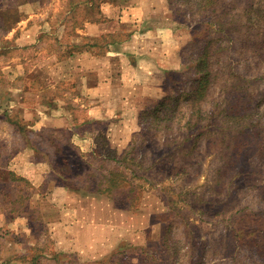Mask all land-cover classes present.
I'll return each instance as SVG.
<instances>
[{"label": "rangeland", "instance_id": "obj_1", "mask_svg": "<svg viewBox=\"0 0 264 264\" xmlns=\"http://www.w3.org/2000/svg\"><path fill=\"white\" fill-rule=\"evenodd\" d=\"M68 1L0 0V15L2 12L16 10L21 15V18L17 22L15 21L10 29L4 30L0 25V93H8L11 89L14 99L26 101L27 98H30L33 104H39L38 106L35 105L34 109L36 112L42 111L36 113V116L40 114L41 116L37 118L36 122H33L32 129L39 131L47 139L53 138L56 142H71L81 158L79 160L76 158L64 160L65 154L58 155L59 153H56L52 146L49 148L40 136L30 135L34 140L33 142L38 144L37 146L42 152L48 153L57 171L66 172L71 168V170L76 169V171L81 172L86 168L84 176L91 174L88 173L89 168H93L94 173L99 174L101 171L106 172L109 167H114V165L117 166L116 170L121 169L122 165L121 162L115 164L110 159H103V157H101L102 160L99 159L100 157H89V151L91 152L96 148L95 154L98 157L99 154L107 152L108 146L119 152L124 148L128 150L127 145L132 140L135 145L147 142L146 146L149 147L145 148V145L137 147L135 150L136 157L144 155L146 157L144 159H147L150 156L161 154L166 158L171 153V160L179 161L174 165L181 164V167L184 168V170L181 168L179 171L177 167L179 173L176 175L174 169L163 172L165 168L171 165L168 163L166 166L167 162L165 161L168 160L164 157L153 169L147 171L139 166H133L139 174L144 176L131 178L134 184L139 186L136 188L140 190L138 194L130 192L131 190L125 187L126 192L113 194L112 196L115 198L110 199L113 212L123 216L120 217V222L123 219V225L120 228H111L112 231L108 232L109 236L107 234L104 240L98 241L97 246L92 247V252L89 255H79L76 258L77 263L148 264L151 260L157 264H176L165 251L162 241V236L165 234L166 238L163 240L166 243L174 248L179 247L180 252L186 248V254L180 257L179 264H197L199 250L203 252L205 264H217L218 261V264H264V121L261 120V112L264 111V67L261 62V58L264 59V49L259 51L256 49L258 45L255 47L254 43H251L253 52L249 49L244 57L239 53L233 55L238 62L235 65L236 72H240L243 76L236 77L241 80L244 90L233 91L231 89L233 75L228 73L224 74V80L221 81L224 84L223 87L216 86L212 90V96L218 98L216 107L221 109L223 106L231 111L232 106H235L239 109L240 117L244 114L242 119H236L233 128L227 124L225 118H221V121L210 119L213 126L205 130L194 146L190 144L191 138L182 142L181 145L171 144V135L162 132L154 137L156 144H153L150 139V134L153 132L150 129L153 116H148L147 109L142 111L144 118L142 122L146 128H142L141 133L135 135L140 129L139 113L144 108L152 107L161 97H180L178 93L181 90L190 92L194 88L193 80L196 75L193 73L192 58L197 52L196 46L194 49L187 48L184 55L181 54L180 48L177 58H173L170 62L172 67L165 68L162 66L163 68L153 76L152 81L156 82V85L147 88L145 94L136 96L134 103L131 100L130 111L123 113L122 119L126 122L124 125L122 124L121 127L123 128L109 127L110 125L106 122H102V124H98L97 121L91 123L89 121H94L95 118L99 121L109 118L121 119L117 113H122L124 110H115L117 116L111 115V113L106 115L107 113L102 106L105 103L100 104L103 101L97 102L89 96L80 95L78 84L75 81L77 77L74 78L75 58L84 51H76L73 45L88 42L91 35L100 32L91 23H103L104 21H101L102 19L97 22L88 21L90 18H82L79 14L82 11L78 12L77 15L79 16H76L75 13L67 16V11H64ZM246 1L241 0V3ZM257 1L254 0V2ZM125 3L133 5L134 1L126 0ZM122 5L101 3L100 8L105 17H109L107 15L109 9H113L116 17L117 9L115 8L121 9ZM159 5L164 7V11L154 19L168 25L170 16H168V12L165 13L167 0H161ZM166 17L169 19L168 21ZM111 18L114 19V16ZM93 19L95 18L93 17ZM182 19H185L189 25H193L195 22V19L187 16ZM180 23L183 25V22L180 21ZM134 24L136 23L129 19L122 33L127 31L133 33ZM199 28L200 26L196 24L195 29L199 30ZM118 36L120 38L121 30L118 32ZM106 37L111 40L112 32L107 33ZM91 49L99 54L104 50V48L97 46ZM124 58H99L98 63L94 66L101 69L100 74L103 77L112 76L119 81L121 76L118 74L121 73H117L116 70H121V67L124 69L123 74L130 75V72L126 71L129 60ZM245 59L250 64L248 71H243ZM109 66L114 69L111 76L105 75V70ZM130 66L135 67L133 64ZM76 67L79 68L80 65H76ZM79 75L80 77L84 76V73L80 72L77 76ZM133 84L135 86L146 85L148 81L135 79ZM79 88L81 89V86ZM46 101L55 103L56 108L46 112V118L43 119L44 110L49 108L43 103ZM97 103L100 108L91 111L92 114L89 115V105L93 106ZM259 105L261 109H259ZM66 106L72 109H67ZM216 107L211 101L201 104V108L207 112L216 111ZM0 111L2 112L3 109L1 108ZM187 111L188 107H185V113ZM64 113L69 116L71 123H73L66 130L65 136L56 130H52L49 125H45L49 124L48 117L52 114L61 116ZM184 119L186 120L182 117L178 120L180 124L171 119L178 140L183 137L186 130L185 125H183ZM245 120H248L247 124ZM87 121L88 124H80V122ZM116 123L117 121H114L113 124ZM177 125L181 127L177 129ZM120 134L122 137L119 136ZM3 135L7 138L11 136L12 140L15 141L19 160L27 159L36 168L42 171L46 170L43 175L45 189L53 188L52 176L48 172L49 164L37 159L32 153V149L24 146V140L18 134L15 137L7 123L5 125L0 123L1 138ZM88 137L93 138L92 141ZM167 140L168 142H166ZM228 144L230 145L227 149ZM69 147L70 145L68 150L71 148ZM149 150L156 153L150 154ZM226 150L230 154H234L233 158L236 159V162L233 165V159L227 160V168L230 174L221 179V183H224V180L229 176L236 174L241 165L246 169H253L255 172L252 175H245V179L235 177L237 184L229 190L233 194L224 195L220 193L221 195L216 197L215 194H211L210 187V184H214L215 181L213 168L219 161V154ZM12 151H14L13 148ZM169 173L172 176H169ZM91 178L95 180V185H97L96 178L92 176ZM116 178L125 180L121 176ZM44 181L40 185L43 184L44 186ZM28 183L25 185L23 182H14L13 185L34 194L35 201L33 200L29 205H24V200L20 199L17 204L19 210L26 212V215H36L38 208H35V202H39L41 196L38 195L37 190H34L32 183L30 181ZM223 183L218 185L217 190H220ZM250 183L253 184L252 187H245ZM100 184L104 186L106 182L100 181ZM30 185L32 186L31 189L29 188ZM62 185L60 181V184L58 183L56 186L58 191L60 189L56 195L57 202L65 194H70ZM2 187L7 188L6 184H2ZM42 204L47 219L55 218V207H51L46 202ZM4 210L8 212L6 209ZM70 217V214H67L66 218L60 221L62 224H58L54 220H51L49 224L47 221L44 228L46 234L44 232L39 234L42 224L40 219L37 220L33 216L29 222L31 236L25 237L23 234H17L18 242H15L7 234L0 238V262L11 260V264H28L27 257L18 258V256L24 252L27 253V248L35 243L37 235L39 236L38 242L47 245L46 247L50 251L76 252L74 243L72 245L71 239H69L71 238L68 232ZM99 220L101 219L99 218ZM52 227L55 228V235L57 236V240L54 239V241L50 237L53 231L49 228ZM49 230L52 232L51 235ZM102 232L101 230L99 234H103ZM46 236L49 237V242L46 240ZM27 238L28 240H26ZM119 250L122 252L118 254L117 258L115 260L110 259V254ZM236 251V259L231 261L229 258ZM63 258L59 259L58 264H76L71 260L72 257ZM39 264H49V262L43 259Z\"/></svg>", "mask_w": 264, "mask_h": 264}, {"label": "trees", "instance_id": "obj_2", "mask_svg": "<svg viewBox=\"0 0 264 264\" xmlns=\"http://www.w3.org/2000/svg\"><path fill=\"white\" fill-rule=\"evenodd\" d=\"M125 2L126 0H69L64 12L67 11V16L70 14L74 15V13L76 14V16H79L77 15L78 12L82 11L83 13L81 12L82 14H79L82 16V18H90V20L88 21L97 22L99 19H102L101 21L109 22L111 20L114 21V19L111 17H105L103 15L100 8L101 3L124 4ZM167 6L165 8V13L168 12V16H170V23L176 22L182 25L180 23L181 21L183 22L182 26L190 27L193 34V37L181 47V54L184 55V52L187 48L194 49L196 46L197 52L194 58H192L193 73L194 75H196L195 79L193 80L194 88L190 92L181 90V92L178 93L180 97H161L152 107L142 109L140 112L141 114L139 113L140 129L136 132L135 135H139L142 128H146L143 126L142 122L144 119L142 117V111L147 109L146 111L148 112V116H153V123L151 126L149 125L150 129L153 130V132L150 134L151 143L156 144V142L154 141V137L158 133L162 132L164 134L169 133L171 135V144L177 143L178 145H181L182 142H186L191 138L192 141L190 144L191 146H194L198 142L199 137L204 134L205 130L210 126H213V123L210 119L221 121V118H225L227 119V124H230V127L233 128L235 126L236 119H242V117L244 116V114H242L241 117L239 116V109L235 106H232L231 111L229 110V108L223 106L221 107V109L216 107L218 98L212 96V90L216 86L223 87L224 84H222L221 81L224 80L225 73L233 75L231 83V89L233 91H239L240 89H243L241 80L237 78L243 76L240 72H236L235 65L238 62L233 55L235 53H239L244 57L245 55H247L249 49L251 52H253V50L251 49L253 45L255 47H257L258 45V48L256 49L259 51L264 49V0H258L257 2H254V0H247L243 3H241V0H167ZM20 16V12L17 10L11 12H2L0 15V25H2V28L4 30L10 29L12 27V24L15 21L17 22L21 18ZM96 16H98V18H96ZM185 16L195 19V25L187 24L185 22V19H182L185 18ZM93 17L95 19H93ZM168 20L169 19L167 18V21ZM121 24L122 23L117 20V24H110V28H117L119 26L120 28H124L125 24ZM196 24L200 26L199 30L195 29ZM120 30L112 32V39L109 42L110 44H114L116 42V38L119 37L118 32H120ZM131 33L132 31H127L124 33L121 32V34H123L124 36V39L129 38ZM88 39V42L73 45V47L76 48L75 50L87 51L94 46H100V44L96 42V36L91 35V38ZM251 43L254 44L251 46ZM261 62L264 67L263 58H261ZM249 69L250 64L248 60L245 59L243 62V71H248ZM12 95L13 94L11 90L8 93H0V109H3L2 112L0 111V121L4 120L10 127H12L13 131L18 134L21 139L24 140V146L32 149L31 151L34 156L37 157V159L43 160L47 164H49L48 172L50 176H52L51 180L54 183L53 187H56L58 183L60 184L61 181V183L63 184L62 186L64 187V189L69 191V193L75 195H104L112 200L115 198H113V194L116 195L126 192L125 187L128 190H131L130 192L138 194L140 190L136 188H139V186H136L133 179L131 178L136 176V178L144 176L143 174H139L135 167L139 166L141 167V169H145V171L153 169V167L156 166V164L159 163L164 157L161 154L150 156L147 159H144L146 158L144 155H142L141 157H136L135 150H137V147H143V145H145V148L149 147L146 146L147 142H143L142 144L137 143L135 145L132 140L127 145L128 150L124 148L119 152L114 148L108 146L106 148L107 152H105V154H99L100 156L98 155V157L95 154V152H97L96 148L95 150L88 152L89 157H100L99 159L103 157V159H110L115 164H119V162H121V169L116 170L117 166L114 165V167H109L106 172L101 171L99 174H97L94 173L95 170L93 168H89L88 173L90 172L91 174L85 176L84 171L86 170V168L81 172H79L78 170L76 171L75 168V170H71L70 168V170L66 172L57 171V168L55 167V164L53 163L51 158L48 156V153L42 152L37 146L38 144L36 145L33 142L34 140L30 137V135H37L40 136L41 139L43 138L42 141L48 144L49 148L52 146L56 153H59L58 155L65 154L63 156L64 160H71L75 158L79 160V158L81 157L78 155L74 146L71 145V142H56V140H54L53 138L47 139L43 137V135L40 134L39 131L30 128L29 125L33 123V118L28 119L25 114L26 112L28 114V111H35V105L38 106L39 104H33V101L30 98H27L26 101L23 99L21 101H18V99H14ZM207 101H211L213 103V106H215L217 110L214 112H207V110L202 109L201 104ZM10 102L13 103V106L11 107L9 106ZM43 103H45L44 105H46L47 108L49 107L47 110H44L45 112L56 108V104L53 102L46 101ZM185 107H188V111L186 113ZM260 107L261 106L259 105V109H261ZM66 108L72 109L68 108L67 106ZM261 114V120L264 121V111L261 112ZM182 117L186 118V120L184 119L185 121L183 124L185 125L186 130L184 131L183 137L178 140L172 120L180 124L178 120H180ZM96 121L97 120L89 122L93 123ZM89 122H80V124H88ZM245 122L247 124L248 120H245ZM97 123L102 124L100 121H97ZM146 126L148 127V125ZM180 127V125H177V129H179ZM62 129L52 128V130H56L64 134L65 136L67 134L66 130H68V127ZM166 142H168V140ZM69 145L71 148L73 147L72 150L70 147V150L67 149ZM229 145L230 144L226 146L227 149L229 148ZM149 152L150 154L156 153L152 150H149ZM10 155L11 152L9 153V148L7 147V145H4L3 142L0 141V167L3 166L4 162L7 161ZM219 155V161L216 166L214 165L213 168L215 181L214 184H210L211 194H215L216 197H218L220 193L224 195L233 194V192L229 190L233 189L237 184L234 178L238 176L241 179H245V175H252L255 172V170L246 169L243 165H241L238 168L237 173L231 177L229 176L228 178H226L224 180V183L222 182L223 185L220 190H217L218 185L222 184L221 179L230 174V172H228L229 169L227 168V160L230 159L231 161L233 159V165L236 162V159L233 158L234 154H230L228 150H226L225 152L222 151V153H220ZM188 156H190V154H188ZM165 159L168 160L165 161L167 162L166 166L168 165V163H171V165L165 168L163 172H166L168 169H174V174L176 175L177 173H179L181 168L182 170H184V168L181 167V164L174 165L176 163H179V161H172L171 153H169ZM177 167L179 168V171H177ZM91 176L96 178L97 185H95V180L92 179ZM117 176H121L125 180L122 181L121 179L116 178ZM169 176H172V174L169 173ZM76 179H79V181H76ZM0 181H2L0 182L1 208L6 209L9 213L13 212L14 214L19 215H21L22 213L25 214L26 212L19 210L17 203L20 201V199H23L24 205H26L27 203H25V201H27L31 193L24 191L16 185H13V183L23 182L25 185H27L29 184L28 181H26V179L22 178L21 176H17L11 171L5 173L0 172ZM100 181L106 182V184L104 186H101L103 184H100ZM2 184H6L7 188H3ZM252 185L253 184L250 183L245 187H252ZM31 187L32 186L30 185L29 188L31 189ZM223 189L225 190L222 191ZM38 193L40 194V196H42L41 194H43V191H39ZM55 204L53 203L50 205L51 207H55ZM42 208V206L39 207V209ZM41 224L42 227L40 228L39 234H41V232H44L46 234V230L44 229L45 222ZM42 228L44 229V231ZM164 235L162 236V241L166 249L165 251L167 252L168 256H170L173 263L179 264L181 260L180 257L186 254V248L183 250V252H180L179 247L174 248L163 240L164 238H166ZM36 237L37 238H35V243L27 248V253H22V255H19L18 258H22V256L27 257L28 264H39L43 259L45 261H48L49 264H58L61 257H72L71 260L76 262V264H79L76 260L79 255L75 251H72L70 253L58 250L50 251L47 249V245H43L38 242L39 236L37 235ZM16 238H18V235H13L12 239ZM26 240H28V238ZM46 240L48 242L50 241L48 236H46ZM238 250L240 249L238 248ZM121 252L122 250L112 252L110 254V259L115 260L118 254H120ZM202 253V250H199L197 264H205V258L202 256ZM236 255L237 251L232 256H230L229 259H231V261H234L236 259ZM10 261L11 260H8L7 262L10 263ZM148 264L157 263L155 261L149 260Z\"/></svg>", "mask_w": 264, "mask_h": 264}, {"label": "crops", "instance_id": "obj_3", "mask_svg": "<svg viewBox=\"0 0 264 264\" xmlns=\"http://www.w3.org/2000/svg\"><path fill=\"white\" fill-rule=\"evenodd\" d=\"M133 5L124 3L120 8H115V13H113V9H109V13L107 14L109 17L114 16V21L103 22V23H91V25H95L97 27L98 34H93L92 36H96V42L100 44L104 50L102 53H98L92 51H84L83 53L77 55L75 58V80L78 84V91L80 90V95L89 96V98L96 100L97 102L103 101L105 103L102 105L105 110L106 115H114L120 116L121 119H112L108 120H100V122H106L109 127H121L122 124L126 123L124 119L123 113L125 111H130L132 102L136 101V96H141L145 94L147 88L154 87L156 82L152 81L153 76L156 75L157 71L159 72L163 67L171 68V60L173 58H177L176 56L179 53L180 48L193 37L192 31L190 27L182 26L176 22H170L168 25L162 24L155 20V17H158V14L164 11V7L159 5L161 4V0H133ZM126 8H125V7ZM130 17V18H128ZM131 19L134 23L133 33L129 38H125L123 34H121L120 38H116V42L114 44H110L111 40H108L106 34L109 32H115L121 29V32L124 31V28H110V24H117V20L125 25H127V21ZM111 22V23H110ZM171 25V26H170ZM127 31V30H126ZM103 32V34H101ZM96 46H94L95 48ZM131 47V48H130ZM93 48V47H92ZM128 58L127 61V70L130 72L129 74H123L124 69L116 70L117 73L121 76V79L117 81L111 75L114 69L111 66L105 70V75H109L111 77L102 76L100 74V70L98 67L94 65L98 63L99 58ZM124 58V59H125ZM132 58V61H130ZM123 62V61H122ZM130 64H133L135 67H131ZM76 65H80V67H76ZM132 71V73H131ZM84 73V76H77L78 73ZM155 72V73H154ZM139 79L142 81H148V84H139L135 86L134 80ZM151 81V82H150ZM81 86V89L79 88ZM11 90V89H10ZM12 91V90H11ZM79 95V92H77ZM112 103V104H109ZM13 106V103L10 102V107ZM101 106V107H102ZM100 108V105H89L88 113L92 114L91 111ZM115 110H124L122 113H117L115 115ZM38 110L37 112H39ZM36 111L26 112L25 116L28 119L33 118V122H36L41 116H36ZM42 112V111H40ZM43 117L46 118L47 113L44 111ZM97 117V116H96ZM106 117V116H105ZM49 125L51 128H65L73 125L71 123V119L69 116L64 113L61 116L53 115L48 117ZM95 118L94 120H96ZM99 121V120H97ZM114 121H117L116 124H113ZM88 122V121H87ZM0 123H7L6 121H0ZM30 128H33V123L29 125ZM12 129V127L9 126ZM123 128V127H121ZM13 131V129H12ZM14 132V131H13ZM121 133V132H120ZM15 137L17 134L14 132ZM119 136L122 137V134ZM86 138V137H85ZM91 139L90 137H88ZM15 140V138H14ZM0 141L3 142L4 145H7L9 148V153L11 152L10 157L4 162L3 166L0 167V172H8L11 171L15 173L17 176H21L26 180L30 181L33 185L34 190L43 191L41 199L39 202H35V208H38L37 214H14L13 212H6L4 209L0 207V238L5 234L11 236L17 234H23L25 237H28L30 234V226L29 222H31L32 217L37 220L40 219L41 223H46L47 221L51 222L54 220L58 224H62L60 221L66 218L67 214H70V225H69V239H71L72 245L74 243L75 250L78 255H89L92 252V247L97 246L98 241L101 239L104 240L107 234L109 236V231H112L113 227H121L123 222L120 217L121 214H115L113 212V206L111 205L112 201L104 196V195H75V194H65L64 197L59 202H56V195L59 193L57 188L54 187L46 190L45 186L40 185L43 183V175L46 170H41L36 168L34 164L30 161L23 159L19 160L15 148V141L12 140L11 136H0ZM92 141V139H91ZM8 143V144H7ZM12 148L14 151H12ZM13 153V154H12ZM39 187V188H38ZM45 189V191H44ZM36 191V192H37ZM37 192V193H38ZM37 193H35L37 195ZM39 194V193H38ZM64 194V193H63ZM38 196V195H37ZM10 199V198H8ZM34 200V194L31 193L30 197L26 201V205H29ZM35 201V200H34ZM55 204V218H48L46 216L45 211L43 209H39L43 204L42 203ZM59 208V210H58ZM68 212V213H67ZM38 215V217H37ZM99 218L101 220H99ZM53 231V233L49 230V234L51 239L54 241L57 240V236L55 235L56 230L54 227L49 228ZM103 231V234H99L100 231ZM109 232V233H108ZM34 236V234H32ZM14 241L18 242L17 238ZM7 261L0 262V264H11Z\"/></svg>", "mask_w": 264, "mask_h": 264}]
</instances>
